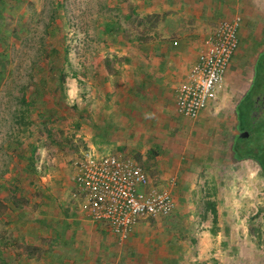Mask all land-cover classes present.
<instances>
[{
	"label": "rangeland",
	"instance_id": "374dc122",
	"mask_svg": "<svg viewBox=\"0 0 264 264\" xmlns=\"http://www.w3.org/2000/svg\"><path fill=\"white\" fill-rule=\"evenodd\" d=\"M160 1L0 0V264H132L125 244L91 221L77 182L78 165L105 154L134 161L157 188L171 181L173 188L201 187L193 192L196 203L176 216L170 211L137 221H148L143 231L157 241L148 250L155 263L166 247L188 250L195 215V238L199 228L207 234L198 264H218L222 255L228 264H264V179L253 164L228 169L226 157L223 166L206 156L215 146L224 154L229 149L233 109L264 44V0H235L234 11L232 2L221 3L225 11L217 19L239 20L237 47L215 100L194 120L177 115L172 96L203 40L193 36L179 45L171 40L180 35H171L170 43L158 39L156 27L167 15L154 12ZM152 14L157 23L146 25L144 16ZM180 18L178 27L187 34L204 37L216 27L214 17L197 25ZM153 144L159 150L148 154ZM171 152L174 164L187 165L185 172L172 166ZM239 170L248 174L237 183L231 174ZM228 186L245 197L233 205L240 206L235 224L225 222L222 211ZM230 227H239L247 243L239 257L227 245L216 252L217 231L225 228L229 238ZM148 240L139 248L152 247Z\"/></svg>",
	"mask_w": 264,
	"mask_h": 264
},
{
	"label": "built area",
	"instance_id": "2783aa9c",
	"mask_svg": "<svg viewBox=\"0 0 264 264\" xmlns=\"http://www.w3.org/2000/svg\"><path fill=\"white\" fill-rule=\"evenodd\" d=\"M238 26V18L221 20L204 38L185 79L174 89L177 115L194 120L207 102L215 100L237 47ZM77 182L85 194L91 221L106 225L118 243L129 237L141 217L165 216L173 207L169 191L153 186L142 168L128 158L89 156L78 165Z\"/></svg>",
	"mask_w": 264,
	"mask_h": 264
},
{
	"label": "crops",
	"instance_id": "0c3cea01",
	"mask_svg": "<svg viewBox=\"0 0 264 264\" xmlns=\"http://www.w3.org/2000/svg\"><path fill=\"white\" fill-rule=\"evenodd\" d=\"M202 2H203V4H202ZM229 2H232L231 6H230V8H231L230 10L234 11L233 9L236 6L235 0H228V3ZM160 3H161V5L158 8V12H157V10L154 12L155 13L160 12V15H161V13H167V15L166 16L164 15L165 17H163L161 19L160 23H158L159 26L156 27V34L159 36L158 39L163 41V43H165V42L170 43L169 38L171 35H172V37H174L176 35L177 36L180 35V36L176 37L175 40H173V39L171 40L172 44L178 42L179 45L188 44L189 40H191V38L193 36L196 37V39H194V41L197 43L199 41L204 40V38L209 34V33H207L203 37V34L198 35V32L192 31L191 34L185 33L182 28L178 27V24L181 21H183V19L180 18L181 14L183 16L184 15L188 16L196 25L201 23L202 21H208V19H211V17H214V18H216V25H217L219 21L223 20V19H220V20L217 19L218 14L224 13V11H225V10L220 11L221 3L224 4V0H219V1L218 0H161ZM223 8L226 9L225 5L223 6ZM262 15L264 16V8L262 10ZM227 19H231V18H227ZM239 27H240V24L238 26V29H239ZM182 32H184V33H182ZM157 43H159V41H157ZM196 57H197V55L195 56L194 60H191V65L195 62ZM169 59L171 60L172 58L170 57ZM170 60H168V62ZM177 61H178V57L174 61H172V63L173 62L177 63ZM164 66H162V67H164ZM172 97H173L172 99L174 100V90H173V96ZM173 100H172V102H173ZM173 106H174V103H173ZM202 112L203 111L200 112L198 117L200 115H202L201 114ZM228 152H229V150H226L225 154H224V152L220 151V149H218L215 146L214 148L208 149L206 156L208 159H210L212 161H217V165H219V163H220L223 166H224L223 161H224V159L227 158V161L229 162V166L227 167L228 169H231V168H234L236 170H238L237 168L249 169L250 166L248 165V163L256 166V164L254 162H252L251 160H248V159L235 162L229 158ZM178 155H179V160L181 161L182 157L180 156V154H178ZM173 158H175V154H172V152H171V154L169 156V160L171 159L173 162ZM171 164H172V166H174V165L177 166L176 168H178V172L180 170L181 171L183 170V172H185V170L187 169V168H185V167H187V165L184 166V162L181 164L178 161V164L177 163L174 164V162ZM244 172H246V171H243V172L240 170H239V172L232 171L231 177L233 179H235L236 182L238 183L239 181L242 180L241 177H242V173H244ZM246 173L248 174V172H246ZM251 175H253V177H254L255 174H253V171H251ZM174 179H176V178L174 177ZM245 179H246L245 181H249V180H247L248 179L247 177H245ZM175 183L176 182H174V184ZM173 185L168 184L167 186H165L164 190L169 191V193L171 195L172 204H173V207L171 210V212H172L171 215H173V217H174V214L176 216V214L179 211H181V210H179V209H181V207H185L188 209L191 206H193L194 203H196L194 201V198H193V196H194L193 192L201 190V187L200 186H190L187 183L184 186H177L175 188H173ZM235 187L236 186H228V189L226 191V194H227L226 199L229 200V205L225 206V203H224L222 206V211L227 212L226 217H224V219H226L225 222L233 223V224L237 223V220H238L235 217L234 213L236 211H237V213L240 212V206L238 208H236V206H233V205L235 204L237 199H239V201H240L239 205H241L240 199L245 198L244 195L240 194V192L237 193L234 190ZM224 189H225V186H223V190ZM241 190L244 191L243 189H241ZM247 197H249V196H247ZM231 199H232V201H231ZM192 217H190L193 219L192 222L194 224L195 223L196 224L194 225V228L191 229V232L189 233V236L187 238V244H185L186 248H188V250L185 251L183 248L178 250V247L174 248V249L172 248L171 250H169L170 247H166V248H164L165 250H163V251H165L166 256H162V258H160L158 263H155V260L152 257V253L151 252L148 253V250H150V249H151L150 251H154L153 248H154V246H156L157 241L152 243V240L155 238L154 237H148L147 236L148 233L143 231L144 226L147 225L146 223L148 222L146 220L145 221L141 220V221L137 222L135 224V226L133 227L129 237L124 242L118 243V244H125V246H126L125 255H126V257H128L127 260L130 261L132 264H198L199 259L200 260L204 259L205 254H206L207 245L203 243V240L205 239L204 235H207V234H205V231L202 228H199L200 238L197 241L198 238L196 239L194 236L198 230L197 229V222H194V221H196L195 220L196 216L193 215ZM152 218L153 219H157V218L160 219L162 217H152ZM229 230H230V231H228L229 238H225V233H224L225 228L222 231H220V229H219V231H217L216 252H219L220 244H222L223 252H226L227 250L225 249V245H227L228 249H232V250L237 249L236 253H234V254H236V256L239 257L242 254H244V250L246 248L247 243H245L242 240L241 233L239 232V227L238 228L237 227H233V228L230 227ZM147 239H149L148 241L151 240L152 247L144 248L141 246V248H139L140 243L142 241L147 240ZM174 240H176V239H174ZM179 243H180V241L179 242L177 241V244H179ZM168 244L170 245V242ZM189 250H192V252H190ZM155 251H156V249H155ZM249 251H251L250 248L248 250V253H249ZM187 253L190 256L189 259L187 258ZM190 253L193 254V257ZM127 260H126V262H127ZM153 260H154V262H153ZM221 262H222V264H228V260L224 257V255H222L220 257L218 264H221ZM200 264H203V262L201 261ZM204 264H207V263H204Z\"/></svg>",
	"mask_w": 264,
	"mask_h": 264
},
{
	"label": "trees",
	"instance_id": "16d2710c",
	"mask_svg": "<svg viewBox=\"0 0 264 264\" xmlns=\"http://www.w3.org/2000/svg\"><path fill=\"white\" fill-rule=\"evenodd\" d=\"M144 19H145L146 25H148L149 23H157L156 21L158 18H157V14H152V15L144 16ZM136 39L140 40V38H136ZM57 77H58L57 79L61 83L62 82V75L58 74ZM248 101H249V92L245 96H243L242 99H240L238 104L235 106V110H234V117L236 120V124L238 122H242L240 125L242 127L240 128V126H238L237 131L238 132L243 131V133H246L247 137H249L252 134V129H253L252 125H251L252 120L250 118L251 113H250L249 107L247 106L250 103ZM241 102H245L244 103L245 105L240 109L239 104ZM230 144H231V150L234 153V155H233L234 159H236V160L248 159V160L254 161V163L259 168V172H260L262 178L264 179V139L262 138L260 142L255 143L256 148L253 149L250 147L248 140L240 139L237 135L232 134L231 138H230ZM155 149H158V145L153 144V146L150 149H148V154L155 152V151H153ZM144 174H145V172H144ZM207 205L210 207L209 211H210L212 217L214 218L215 213H216L214 205L210 204V203H208ZM214 222H215V220H214Z\"/></svg>",
	"mask_w": 264,
	"mask_h": 264
},
{
	"label": "flooded vegetation",
	"instance_id": "af4514ba",
	"mask_svg": "<svg viewBox=\"0 0 264 264\" xmlns=\"http://www.w3.org/2000/svg\"><path fill=\"white\" fill-rule=\"evenodd\" d=\"M263 48L264 44L261 45L259 51ZM250 69L252 81L245 95L249 92L248 102L250 103L249 105H246L249 107L251 113L250 118L252 120L251 125L253 129L252 134L249 137H247L246 133H243V131L238 132L237 136L240 139L248 140L250 147L255 149V143L260 142L262 138L264 139V49L260 52L257 59L251 64ZM241 123L242 122H238L236 124V130ZM241 127L242 126H240V128ZM239 161H241V159Z\"/></svg>",
	"mask_w": 264,
	"mask_h": 264
},
{
	"label": "water",
	"instance_id": "95a60500",
	"mask_svg": "<svg viewBox=\"0 0 264 264\" xmlns=\"http://www.w3.org/2000/svg\"><path fill=\"white\" fill-rule=\"evenodd\" d=\"M263 49H264V48H263ZM263 49H262V50H263ZM262 50H260V51L258 52V54L256 55L254 61L257 59L258 55L260 54V52H261ZM254 61H253V62H254ZM251 79H252V74H251V78H250V80H249L248 87L251 85V81H252ZM248 87H247V89L245 90V92H243V94H242V96L239 98L238 102H239L240 99L245 95L246 91L248 90ZM238 102L236 103V105L238 104ZM236 105H235V106H236ZM235 106H234V109H233V115H234ZM234 119H235V117H234ZM232 130H233V134H234V135H237V134H238V131L236 130V120H235V122H234V124H233ZM228 150H229V152H228V154H229V158H230L231 160L235 161V162H238L239 160L234 159L233 151L231 150V144L229 145V149H228ZM252 162H254V161H252Z\"/></svg>",
	"mask_w": 264,
	"mask_h": 264
}]
</instances>
